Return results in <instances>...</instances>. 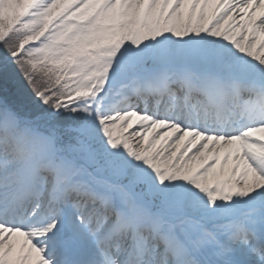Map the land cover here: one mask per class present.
Masks as SVG:
<instances>
[{"label":"snow or ice","instance_id":"1","mask_svg":"<svg viewBox=\"0 0 264 264\" xmlns=\"http://www.w3.org/2000/svg\"><path fill=\"white\" fill-rule=\"evenodd\" d=\"M0 264H264V0H0Z\"/></svg>","mask_w":264,"mask_h":264}]
</instances>
